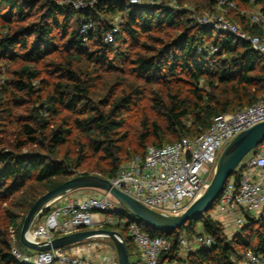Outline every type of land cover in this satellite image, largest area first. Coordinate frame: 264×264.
<instances>
[{
  "label": "trees",
  "instance_id": "16d2710c",
  "mask_svg": "<svg viewBox=\"0 0 264 264\" xmlns=\"http://www.w3.org/2000/svg\"><path fill=\"white\" fill-rule=\"evenodd\" d=\"M41 1L44 2L39 6ZM177 1L182 5V0ZM234 2L235 7L226 8L233 10L241 4H257L264 13V0ZM205 6L214 11L217 0H207ZM117 15L122 18L119 31L113 42L107 44L103 41L104 35ZM191 16L184 8L133 4L130 0H98L93 7L80 10L54 0H0V59L25 62L15 71L16 90L10 91L8 85L0 88V111L16 126L12 144L8 146V140L0 138V203L28 191L19 205L22 214L7 210L8 223H3L0 217V264H25L12 252L17 243V247L22 245L20 230L24 218L42 194L75 176L71 167L76 169L90 158L95 159L97 173L110 179L126 157H144L149 142L164 145L168 134L176 135L177 139L167 143L200 136L216 117L259 101L258 93H262L261 99H264V57L249 42L199 25ZM84 20L96 24L86 36L81 33ZM170 28L179 29L171 40L163 42L154 36ZM244 30L251 35H263V29L256 25L249 24ZM146 38L161 42V46L149 45ZM213 48L217 51L213 52ZM141 49L147 50V54L140 52ZM61 51H68L69 58L56 65L62 76L51 83L35 66ZM81 56L95 65L85 78L74 69V59ZM99 70L135 74L144 80V85L157 84L167 91L166 102L157 107L161 109L163 122L154 121L151 127L148 120H144L138 143H132L130 148L126 146L129 132L125 125L145 88L130 84L113 101H108V108L97 107L92 96L93 81ZM202 79L210 90L200 86ZM34 80H40V90L33 85ZM175 86L180 88L174 90ZM45 87L49 90L43 95L41 91ZM20 92L29 97L38 95L34 100L31 98L28 114L12 119L15 107L31 101L21 97ZM7 93H10L9 98L5 96ZM236 106L239 108L231 111ZM71 137L77 146V156L60 158L59 148ZM32 146L40 149L25 150ZM255 153L256 149L234 174L239 177ZM50 211L46 206L38 221L43 222ZM244 216L245 223L229 237L224 224L208 211L197 220L167 231L147 225L127 210L120 215L138 222L151 236L168 239L171 250L162 255L159 264H240L249 251L264 257V210L260 215L245 212ZM11 227L16 229L17 242L11 238ZM104 228L123 234L130 264H138L131 261L132 253L137 251L125 225L107 224ZM184 234L194 238L207 235L214 243L191 250L182 258L178 255V241Z\"/></svg>",
  "mask_w": 264,
  "mask_h": 264
},
{
  "label": "built area",
  "instance_id": "2783aa9c",
  "mask_svg": "<svg viewBox=\"0 0 264 264\" xmlns=\"http://www.w3.org/2000/svg\"><path fill=\"white\" fill-rule=\"evenodd\" d=\"M97 1L92 0L90 4ZM130 2L147 6L163 4V0ZM85 5L80 0L75 3L77 9ZM217 5L225 8L236 6L234 0H217ZM249 22L252 26L262 28L263 35H251L216 13L203 14L195 20L199 25L249 42L264 57V13L258 11L252 14ZM120 23L111 24L103 38L105 43L113 42ZM94 29L92 21L84 20L81 24L84 36ZM216 51L217 48H213V52ZM263 121L264 99H260L234 113L216 117L200 136L182 137L173 143L149 146L143 159L134 157L109 180L115 187L153 210L180 214L205 192L224 148L239 133ZM90 189L94 192L76 194L64 203L58 202L64 195L49 202L47 207L50 213L43 222L32 225L29 237L35 241H45L79 230L121 223L133 240L140 264H159L162 255L171 250L168 239L165 236H151L143 231L138 222L129 217H120L127 209L108 191ZM214 208L215 213L212 215L232 220L236 230L245 223V212L259 214L264 210V140L246 162L240 176L236 173L228 179ZM99 237L108 238L94 236L62 249L39 252L35 257L23 253L17 246L12 252L25 264H119L115 246L102 243ZM14 241L17 242L16 238ZM195 243L208 247L213 245L214 240L210 236L200 235L195 238ZM179 244L187 248L190 241L181 236ZM240 264H264V257L249 251Z\"/></svg>",
  "mask_w": 264,
  "mask_h": 264
},
{
  "label": "rangeland",
  "instance_id": "374dc122",
  "mask_svg": "<svg viewBox=\"0 0 264 264\" xmlns=\"http://www.w3.org/2000/svg\"><path fill=\"white\" fill-rule=\"evenodd\" d=\"M54 1H56L59 4L67 3V4L72 5L74 8H76L75 3L78 2L79 0H54ZM80 1L86 4L85 6H83L84 8L89 7V6L93 7L95 5V4H90L92 0H80ZM43 2L44 1H41L39 6H41ZM206 3H207V0H182V5H180L177 0H163V4H167V5H170L178 9L179 8L186 9L189 12V14L192 15L191 18H193V20H196V18H198L199 16L203 14L216 13V14L223 15L228 20L236 23L243 30L245 29L246 26L250 24L249 17L252 14L260 11V6L257 4H249V5L241 4L240 6H238L237 8L233 10H229V8L220 7L217 5L216 10L211 11L205 6ZM83 7L82 8L80 7L78 9L79 10L83 9ZM38 13L39 12H37V15ZM33 18L36 19V17H33ZM116 22L117 23L122 22V18L119 15L114 17L112 24ZM95 27H96V24H95ZM178 32H179L178 28H170L163 32L155 33L154 36H157L163 42H166L174 38L176 34H178ZM144 40H147L146 42H148L149 45L154 46L156 48H159L161 46V42H157L153 38L151 40H149L148 38ZM140 52H142L143 54H147V50L143 51L141 49ZM68 58H69L68 51L67 52L61 51L60 53H55L52 56H49L46 60H44V62L38 64V66H35V67H37L38 70L42 73V76L44 77V79H46L47 81L51 83H54V82H57L62 76V73L57 71L56 65L66 60L68 61ZM74 62H75L74 69H76V72H78V74L83 78L86 77L85 75L88 71H93L95 69L94 67L95 65L92 62H90L85 56L84 57L81 56L80 58L78 57L75 58ZM24 64L25 62L22 60L9 61L5 59L4 60L0 59V88H3V86L8 85L10 87V91L16 90L15 85L13 84V80H15V77H17L15 75V71L21 69V67ZM130 84L140 85L144 87L145 89L142 94V98L139 100V103L134 107V109L129 114L127 123L125 125V130L129 132V140L126 142L127 144L126 146L127 147L129 146V148L132 146V143H135V144L138 143L139 136L143 131L142 124L144 120H148L151 127L154 121H157L158 123L163 122L164 117L162 116L161 109L157 107L159 106L161 102L162 103L166 102L167 91L162 89V87L157 84L149 85V86L144 85V80L138 78L135 74L125 73L123 71L122 72H116V71L110 72V71H103V70L100 71L99 70L95 74V79L93 81L94 92L92 96V99L94 101L93 103L95 106L100 107V108H104V107L108 108L106 106L108 101L109 102L113 101L117 95L121 94L123 88H127V87L129 88ZM33 85H35V88H37L38 90H40L42 87L40 80H34ZM200 86L204 87L207 91L210 90L209 86H207L206 81L204 79L200 81ZM177 88H180V87L175 86L174 90H176ZM182 88H185V87H182ZM44 89L45 90L41 91L43 95L47 94L46 91L49 90V88L45 87ZM10 93H7L5 96L9 98ZM184 93L185 95H187L186 90L184 91ZM20 95L21 97L30 99L31 101H28L27 104H24L22 106L15 107L16 109L14 110V114L11 117L12 119H15L20 114H28L29 110H31L30 108L32 107L31 98H33L34 100V97H36L38 93L34 95L33 97H29L28 95H26L25 92H20ZM262 95H263L262 93H258L257 100H260L262 98ZM238 108L239 107L236 106L232 108L231 111H235ZM57 120L60 121L59 118H57ZM10 121H11L10 118L8 119V117H5L4 112H2L1 110L0 111V138H3V140H8L9 142L8 146L12 144V142L15 141L14 140L15 135H13V133L16 129L15 124L11 123ZM187 124L190 125L191 121L188 120ZM176 139H177L176 135L168 134L165 137L164 143L171 142ZM148 145L149 146L152 145V142H149ZM35 149H40V148L32 146V147L26 148L25 150H35ZM66 155L68 158H71V159L72 158L75 159V157L77 156V146H76V143L73 142L72 137L69 139V141H67L66 144L64 143V145H62L59 148L58 156L60 158H64ZM135 157H140L141 159H143V157L141 156H135ZM132 159L131 158L128 159V157H126L125 159L126 161H124L122 165L128 164ZM242 163H244V160L242 161ZM95 166H96V160L90 158L86 162V164H84L83 166L76 168V169H73L71 167L70 169H71V173L75 175H80L84 172H89L92 174L100 175L99 173H97V170H95ZM33 187H39V186L33 185ZM91 192H94V191H92L90 188H86L84 189V191H82V193H77V194H83V193L87 194ZM27 193L28 191L26 192V194H23V195H20L19 193L15 194L13 198L10 199L7 203H0V217L2 218L3 223L4 222L8 223V221H10L9 220L10 218L7 216V213H6L7 210L15 212L16 214L23 213L19 205L21 204L23 198L27 196ZM58 202H60V200ZM208 212H210L211 214L212 213L214 214L215 208L214 207L210 208ZM41 213H39V215L35 218L33 222V226H36L40 222L38 220H39V216ZM261 213L256 214V215H260ZM214 217L223 223V219L221 216L215 215ZM17 222H20V219H18ZM227 225L228 224H226L225 222L224 224L225 231L229 237H233L234 234L237 232V230L235 229L236 226L230 229L231 226L229 227ZM15 231H16L15 227L10 228V234L12 236L11 238L13 237L16 238ZM183 237L190 241V246L185 248L183 246H180V244L178 245V255L181 256L182 258L186 257L191 250H194L201 246L200 244L195 243L194 237H191L187 234H184ZM98 240L101 241L102 243L110 244L112 247L115 246L114 242L110 238L99 237ZM16 246H18V243ZM19 247L23 253H27L31 257H35L38 254H40L38 251H35L32 249L29 250V248H26L23 245H20ZM134 257H135V253L134 254L132 253L131 261L134 260Z\"/></svg>",
  "mask_w": 264,
  "mask_h": 264
},
{
  "label": "water",
  "instance_id": "95a60500",
  "mask_svg": "<svg viewBox=\"0 0 264 264\" xmlns=\"http://www.w3.org/2000/svg\"><path fill=\"white\" fill-rule=\"evenodd\" d=\"M264 140V121L239 133L223 150L216 171L205 192L180 214H168L153 210L125 192L115 187L112 182L97 174L75 175L56 187L42 194L28 210L21 230L20 242L26 248L45 252L64 248L82 242L94 236H106L115 245L119 264H130L127 241L123 234L115 229L90 228L57 236L50 240L35 241L29 237V230L35 218L46 208L49 202L72 191L95 188L108 191L125 210L138 219L161 231L175 230L190 220H197L217 201L228 179L242 167V161Z\"/></svg>",
  "mask_w": 264,
  "mask_h": 264
},
{
  "label": "crops",
  "instance_id": "0c3cea01",
  "mask_svg": "<svg viewBox=\"0 0 264 264\" xmlns=\"http://www.w3.org/2000/svg\"><path fill=\"white\" fill-rule=\"evenodd\" d=\"M82 191H84V189H80V190H77V191H72L70 193H67V194H65L63 196V199L60 200V202L61 203H64V202H66L67 199L71 198L72 196L76 195L77 193H82ZM221 217L223 219V223L224 224L226 222V224H228L227 226H229V227L231 226L230 229H232V228H234L236 226L235 223L232 222V220H230V219H228V218H226L224 216H221ZM235 229H237V228H235ZM134 261L137 262L138 264H140V258L138 256V253L137 252L135 253Z\"/></svg>",
  "mask_w": 264,
  "mask_h": 264
}]
</instances>
